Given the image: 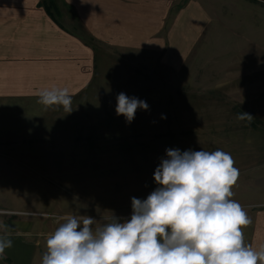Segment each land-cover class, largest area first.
I'll return each mask as SVG.
<instances>
[{"label": "rangeland", "instance_id": "374dc122", "mask_svg": "<svg viewBox=\"0 0 264 264\" xmlns=\"http://www.w3.org/2000/svg\"><path fill=\"white\" fill-rule=\"evenodd\" d=\"M171 6L166 25L170 57L168 49L164 58L162 53L123 51L119 59L116 52H103L101 95L95 87L88 90L86 111L100 107L105 113L86 114V132L74 131V146L68 137L66 146L60 144L52 164L60 178L37 180L42 189L28 186L35 179L23 180L27 186L15 181L14 201L32 208L42 201L45 208L49 201L43 186L51 183L63 209L73 208L69 215L130 219L131 198L146 199L158 187L154 171L169 148L230 153L240 173L232 198L241 205L256 196L264 200V0H188ZM109 54L114 56L110 61ZM121 92L145 101L149 109H138L128 123L115 112ZM242 112L253 119H237ZM14 149L1 146L0 154ZM66 174L74 178L67 180ZM59 215L0 208V219L49 221ZM103 224L97 220L93 227Z\"/></svg>", "mask_w": 264, "mask_h": 264}, {"label": "crops", "instance_id": "0c3cea01", "mask_svg": "<svg viewBox=\"0 0 264 264\" xmlns=\"http://www.w3.org/2000/svg\"><path fill=\"white\" fill-rule=\"evenodd\" d=\"M187 1L0 0V147H18L0 154V208L10 212L61 213L59 216L72 213L71 206L63 209L64 204L58 203L51 183L43 186L49 201L45 208L42 201L38 208L14 201L11 187L15 181L20 180L22 185L23 180L35 179L28 186L42 189V182L37 180L60 178L52 167L60 144L66 146L70 138L74 146V131L86 132V114L105 113L106 108L100 107L89 110L92 113L86 111L88 90L95 87L98 97L101 95L100 68L107 64L103 52H116L119 59L123 51L162 53L163 58L168 53L170 57L171 35L166 25L172 16L171 5ZM108 56L109 61L114 57ZM114 62L113 66L117 64ZM52 87L68 88L71 112L60 105L39 106L36 93ZM95 92L91 94L94 96ZM104 118L97 121H107ZM63 129L71 133L61 135ZM82 137L86 141V135ZM25 164H32L33 168ZM5 175L9 182L4 180ZM63 176L67 180L74 178L73 174ZM247 202L242 206L252 223L243 229L245 243L259 249L264 246V200L256 196ZM94 219L100 224L110 223L113 218L102 215ZM56 227L55 219H0V238L12 242L0 254V264H41L44 234Z\"/></svg>", "mask_w": 264, "mask_h": 264}, {"label": "clouds", "instance_id": "9594fccd", "mask_svg": "<svg viewBox=\"0 0 264 264\" xmlns=\"http://www.w3.org/2000/svg\"><path fill=\"white\" fill-rule=\"evenodd\" d=\"M36 95L46 108L72 111L66 87ZM116 100L117 116L128 123L138 109H149L123 92ZM237 119L253 117L242 112ZM165 151L153 175L158 187L146 199L131 198L130 219L113 215L112 222L93 227L97 220L91 216L55 217L57 227L47 235L41 264H264V246L245 243L243 229L252 221L232 198L240 173L231 154ZM11 243L0 238V254Z\"/></svg>", "mask_w": 264, "mask_h": 264}]
</instances>
